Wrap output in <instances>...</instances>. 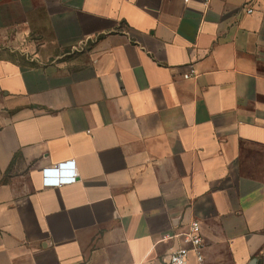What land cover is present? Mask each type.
<instances>
[{
	"label": "crops",
	"instance_id": "obj_1",
	"mask_svg": "<svg viewBox=\"0 0 264 264\" xmlns=\"http://www.w3.org/2000/svg\"><path fill=\"white\" fill-rule=\"evenodd\" d=\"M247 1L0 0V264H167L192 219L190 264H264ZM71 161L77 182L44 186Z\"/></svg>",
	"mask_w": 264,
	"mask_h": 264
},
{
	"label": "built area",
	"instance_id": "obj_2",
	"mask_svg": "<svg viewBox=\"0 0 264 264\" xmlns=\"http://www.w3.org/2000/svg\"><path fill=\"white\" fill-rule=\"evenodd\" d=\"M259 4L264 5V0H249L244 5V11L247 15L256 13ZM195 71L185 75L189 79L195 76ZM45 187H60L72 184L78 181L79 173L75 168L73 161L63 162L53 168L43 170ZM182 244L177 247L170 255L167 264H190V255L195 253L197 261L203 263L204 239L202 234V224L197 219H192L189 228L180 234ZM167 235L165 238H171Z\"/></svg>",
	"mask_w": 264,
	"mask_h": 264
},
{
	"label": "rangeland",
	"instance_id": "obj_3",
	"mask_svg": "<svg viewBox=\"0 0 264 264\" xmlns=\"http://www.w3.org/2000/svg\"><path fill=\"white\" fill-rule=\"evenodd\" d=\"M79 55V51L76 49L73 50H64L63 51V55H61V59H59L60 61H64V62H73L74 59L78 58ZM51 60H55V58L53 57Z\"/></svg>",
	"mask_w": 264,
	"mask_h": 264
}]
</instances>
